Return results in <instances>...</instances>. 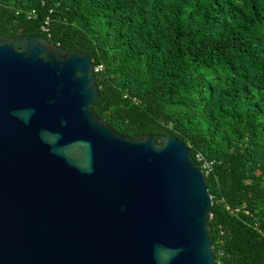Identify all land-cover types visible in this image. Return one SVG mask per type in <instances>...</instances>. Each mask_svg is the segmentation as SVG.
I'll return each instance as SVG.
<instances>
[{
	"label": "water",
	"instance_id": "water-1",
	"mask_svg": "<svg viewBox=\"0 0 264 264\" xmlns=\"http://www.w3.org/2000/svg\"><path fill=\"white\" fill-rule=\"evenodd\" d=\"M98 97L88 55L0 39V264H217L189 147L117 133Z\"/></svg>",
	"mask_w": 264,
	"mask_h": 264
},
{
	"label": "trees",
	"instance_id": "trees-1",
	"mask_svg": "<svg viewBox=\"0 0 264 264\" xmlns=\"http://www.w3.org/2000/svg\"><path fill=\"white\" fill-rule=\"evenodd\" d=\"M21 35L100 67L94 112L114 131L211 163L217 264H264V0H0V39Z\"/></svg>",
	"mask_w": 264,
	"mask_h": 264
},
{
	"label": "built area",
	"instance_id": "built-area-1",
	"mask_svg": "<svg viewBox=\"0 0 264 264\" xmlns=\"http://www.w3.org/2000/svg\"><path fill=\"white\" fill-rule=\"evenodd\" d=\"M35 15V12L34 11H31L29 14H28V18H31ZM40 30L46 34L47 37H50L51 36V31H50V28H49V21L48 19H46L43 24L41 25V28ZM94 69V72H97L98 70H100V67L98 68H93ZM197 161H200L202 162V171L203 170H206V171H209L210 167H211V163L209 162H206V161H203L202 157L200 155H197Z\"/></svg>",
	"mask_w": 264,
	"mask_h": 264
}]
</instances>
